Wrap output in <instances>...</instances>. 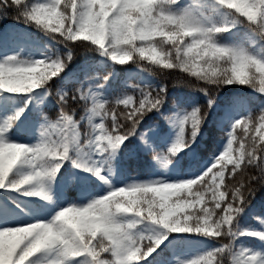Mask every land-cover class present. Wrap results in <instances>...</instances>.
<instances>
[{"label":"clouds","instance_id":"obj_1","mask_svg":"<svg viewBox=\"0 0 264 264\" xmlns=\"http://www.w3.org/2000/svg\"><path fill=\"white\" fill-rule=\"evenodd\" d=\"M178 4L179 0H80L78 5L77 0H54L53 6L37 5L33 0H3L0 9L5 6L13 8L14 19L38 28L53 41L64 45L67 51L62 56L54 51L49 56L53 59H34L23 55L22 51L5 57L8 70L0 63V90L30 93L41 86H48L52 76L59 74L74 59L78 48L100 52L113 61H131L153 75L163 71L155 68V64L167 68L195 64L202 77L206 78L209 89L215 90L217 85L220 89L226 81L244 84L250 77L251 86L259 90L264 85V59L242 46L219 42V36L238 23L264 40V0H218L219 16L215 20L185 15L183 11L176 10ZM3 18L0 16V19ZM186 36L192 39L186 41ZM61 57L63 60L58 63ZM121 57L128 59L122 60ZM105 104L107 101H98L90 106V110L98 115ZM211 106L208 103L195 107L203 109L201 125ZM104 114L107 115V112ZM121 115L124 113L121 112ZM261 116H264V108H261ZM245 120L246 117H241L237 125ZM79 123L68 116L64 125L68 131L56 130V139L49 133L44 139V147L38 151L39 141L36 145L15 140L7 142L12 149L8 157L22 158L23 164L31 165V153L37 151L41 175L31 185V195L54 202L53 185L62 166V162L56 159L58 156L72 159L74 165L87 168L111 185L107 176H100L102 166L98 167L96 161L83 150L84 145L79 143ZM89 123L91 121L86 125ZM103 124V120L100 125L93 124L92 130ZM14 126L13 122L11 127ZM180 128L181 132L174 141L175 150L165 153L168 164L195 142L200 130L193 126L192 133L184 136L183 122ZM6 130L7 125H0V132ZM84 133L90 135L89 131ZM102 137L106 143L97 144V148L111 154L114 138L110 139V134L105 136L101 132L95 141H101ZM235 140L236 137H232L229 141L231 150L226 147L221 152L223 164L213 174L209 184L195 192L198 198L195 201L188 199L193 195L191 185L194 181H134L127 186L112 188L104 195L94 196L83 206H65L50 221L37 220L5 231L8 236L27 241L21 264L37 253L41 255L31 260V264H72V258L82 254L84 259L78 264H137L158 247L155 241L161 232L165 235L187 232L223 237L220 240L223 247L210 261L200 256L193 257L199 264H264V249L237 244L239 237L245 235L264 241V223L257 229L241 222L251 198L264 186V145L255 137H249L247 142L240 139L238 147L234 148ZM95 141L85 140V144ZM60 147L64 148L63 153L58 152ZM72 148L78 153L75 158L68 155ZM258 154L262 156L260 163H257ZM5 163L4 143L0 142V183L4 179L2 170ZM229 164L234 165L231 172H227ZM250 167L256 170L255 174L248 172ZM226 172L230 177L227 183ZM221 185L226 190H222ZM224 200H227L224 212H218ZM178 203L194 207L204 203L206 206L189 215L184 209L175 207ZM149 239L154 242L149 244ZM4 241L5 232H0V264H8L3 255ZM185 264L191 262L186 261Z\"/></svg>","mask_w":264,"mask_h":264},{"label":"trees","instance_id":"obj_2","mask_svg":"<svg viewBox=\"0 0 264 264\" xmlns=\"http://www.w3.org/2000/svg\"><path fill=\"white\" fill-rule=\"evenodd\" d=\"M2 2L3 0H0V3ZM33 2H44V0H33ZM184 9H188L191 14L202 18L215 20L218 17L217 12L210 7H206L203 11H199L197 8L193 7L190 2L179 0L176 10L183 11ZM13 11V8L9 6L0 9V16H4L3 19H0V42L6 40L7 26L10 24H23L30 27L33 31L46 36L33 25L26 24L22 20L14 19L12 17ZM5 12H7L8 15H4ZM245 31L246 27L237 23L230 31H225L220 34L219 42L242 46L252 54H255L258 58L264 59V51L260 49L261 47L258 48L248 42V38L245 36ZM157 39L159 38L157 37ZM184 39L188 40L189 37L186 36ZM57 51L64 53L67 50L64 45L58 43ZM106 56L107 55L100 52L87 51L79 48L76 49L74 59L62 70L56 78L55 83L51 82L52 78L49 80V85L52 89V91L49 92L50 103L38 110L29 112L30 120L34 121L35 124L28 123V128L26 130H21L19 128L21 121L17 119L14 128L11 132H8L7 135L11 140L24 142L29 145L36 144L39 141L41 131L46 124L44 115L47 114L48 117L55 118L59 111L56 90L61 87H65V91L69 92L77 87L85 89L90 88L92 91L97 92L103 99L113 100V102L107 107L116 108L117 106L114 103V98L121 97L126 93L132 94L133 92H136L137 89L133 87L134 85L155 88H160L166 85L167 92L162 107L158 111L152 110L148 112L141 121L140 128L138 129V132L140 133L149 128H158L157 133L151 134V137L149 138V148L147 151L143 152L137 146L139 134L130 136L125 140L124 145L122 146L118 161L121 175L125 176L130 183L134 181H156L154 179V172L164 161L154 158L153 153L167 152L174 143L180 127L179 121L176 117H173L174 122L167 119V117L172 114L183 115L193 107L207 105L210 94L201 90L205 82L201 81L199 77L195 75L200 69L194 68L193 71L188 72L183 68H167L164 65L155 64V68L163 69V71L157 72L154 75L150 73L155 77L154 82H144L141 81L137 75H127V70L129 68L137 66L131 61L126 63H113L112 65L105 64L101 66L100 61ZM142 70L149 73L144 69ZM68 72L71 74V78L65 81L64 74ZM105 76H108L107 81L104 79ZM49 85L47 86L48 90ZM136 95L138 96V93H136ZM213 95L215 96V101L208 110L207 118L200 126L195 142L191 145V148L183 149L173 159L179 160L180 164L181 175L178 180L195 179L196 177L201 176L213 165L215 157L219 156L226 148L230 139L228 133L232 130L234 121L252 113L254 123L257 124L261 116V108H264V93L253 89L247 84H241L238 82L224 84L220 87L218 92H213ZM238 95L254 96L250 101V107L248 109L245 107L239 109L234 108V100ZM90 106V102L85 105L83 101L69 99L65 105V110L69 111L70 114H75L78 119L79 116L84 115L86 108ZM117 111H123V106H119ZM12 115H14V112H12ZM106 124L110 126V120L106 121ZM81 130H89L86 122H84V126ZM235 136L236 140L233 143L234 148L238 147L240 139H244L247 142L249 137H255V130H253L252 124L248 125L247 130L238 127ZM132 147H134L133 150H131ZM96 149L97 147L94 145L86 146L85 152L90 155ZM189 150L193 151L192 156L188 154ZM77 155L78 153L75 148L70 149V157L75 158ZM205 161H209L206 169L203 170V173L196 175L195 171L201 170L203 162ZM68 165L69 167H67ZM217 168H219V165H217ZM74 170L72 159L65 158V164L57 173L58 181L54 191V202L58 207L68 206L70 204H76L78 206L85 205L94 196L104 195L112 188L121 187H116L112 184L109 185L108 182L97 178L95 175L91 176L85 182L73 181L71 183H65L64 179L66 176ZM248 172L250 174H255L256 170L250 167ZM11 175L16 178L22 174L14 170ZM229 179L230 177L226 173L225 182L227 183ZM193 187L195 188V186ZM196 190L198 191L199 189ZM222 190L226 189L222 187ZM28 198L34 200L38 205V201L32 199V195L29 196L10 188H0V201L6 202L11 207H21L22 205L20 201ZM205 200L207 201V196L205 197ZM205 206L206 204L202 203L195 207L186 208L185 211H187L189 215H192ZM251 207H256L253 216L254 218L261 217L264 214V186L260 187L255 196L251 198V203L248 208ZM247 209H245V212ZM47 215L50 216L51 214L48 213ZM52 217L53 216L49 217L50 220ZM200 235L201 234L198 233L179 232V239L174 247H171L168 243L159 246L147 257V259L139 261V264H178L179 260H190L193 257H197L200 254L215 249L219 246L220 240L224 239L223 237H211L216 246L213 245L210 249L200 251L193 256L185 255L184 239Z\"/></svg>","mask_w":264,"mask_h":264},{"label":"snow or ice","instance_id":"obj_3","mask_svg":"<svg viewBox=\"0 0 264 264\" xmlns=\"http://www.w3.org/2000/svg\"><path fill=\"white\" fill-rule=\"evenodd\" d=\"M36 3H37V5H39V4H52L54 6V0H44V2H36ZM79 3H80V0H77L78 5H79ZM183 12L185 13V15L191 14L188 9H184ZM234 26H235V24L228 27L226 29V31H230L231 28ZM81 35H83V33H81ZM191 39H192V37H189L188 40H191ZM188 40H186V41H188ZM8 59H10V58H8ZM45 59H53V57H49L46 55ZM120 59L127 60L128 58L127 57H121ZM62 60H63V57H61L60 60H58V63ZM0 63H3L5 70H8V64H7L6 58H3L2 60H0ZM178 68H183L188 72L193 71L194 68L199 69L197 66H195V64H193L192 66H189L186 64V65H182ZM62 69H64V68H62ZM61 72H62V70L59 72V74ZM59 74H55L52 76V80H51L52 83H55V80L59 76ZM195 75H197L201 81L205 82V84L201 90L204 91L205 93L210 94V98H209L208 103L212 105L213 104V97H215L213 95V92L219 91V85L216 86L215 90L209 89L208 85H207L206 78L202 77V75H201V70L197 71L195 73ZM104 79H105V81H107L108 76H105ZM233 82H235V81H226L224 84H229V83H233ZM244 84L251 86L250 78L246 79L244 81ZM133 87L137 89L136 92H133L132 94L126 93L121 97L114 98V103L117 106L116 108L107 107L110 103L113 102V100L103 99L97 92L92 91L90 88L85 89L82 87H77V88L72 89L71 92L64 91L62 89H57L56 95H57V103L59 105V111L56 114L55 118H50L47 116V114L44 115V119L46 120V124L44 125V127L41 131V136L39 139V145H38L37 151L39 150V148L44 147V139L47 138L49 133H51L53 139H56L57 138L56 137V130L63 129L64 132L68 131V129L64 127L68 116L72 117L73 122L80 121V123L78 125V127L80 129L83 128L84 122L91 121V123L88 124V129H89L88 131H89L90 135H85L84 131L81 130L79 143L81 145H84V149H83L84 151H85L86 146H93L94 145L97 147V144H99V143H106V141H104L103 137H102L101 141H95V137L97 135H99L101 132H104L105 136H108L110 134V137H109L110 139L114 138V142L112 145L113 151H111V154L109 152H105V156L108 160L109 165H110L111 158L115 154V150H117L128 137L139 134L140 139L143 140L147 144L148 140L146 139L145 134L139 133L138 129L140 128L141 121L144 119L145 115H147L148 112H150L152 110L158 111L162 107L163 102L165 100L166 92H167V86L165 85V86H162L160 88H155V87H149V86L134 85ZM252 88L255 90H258L255 87H252ZM51 91H52V89H51V86L49 85V92H51ZM258 91L261 93H264V85H261L260 89ZM136 93H138V96L136 95ZM69 99H72L74 101L75 100L83 101L85 103V105H87L90 102L91 106L95 105L96 102H98V101H107V104H105L102 108L99 109L100 114H98V115H94L93 112L90 110V107H87L84 115L79 116V118L77 119L75 114H70L69 111L65 110V105L67 104ZM158 100L161 102L157 103ZM121 101H127V103H123ZM142 103H143V106H142ZM119 106H123V111H117V108ZM26 107H27V104H25L24 107L17 109V111L15 112L14 115H12L8 119H6L3 124L8 126V130L0 132V142L4 143V153H5V157H6V163H5V166L2 170L4 179H3V182L0 183V188H5V189L10 188L12 190H17V191L22 192L23 194L31 196V194L29 192V187H31V185L33 183H35L40 178V175H41L40 171H38L40 166H39L37 151H34L33 153H31V155L33 156V160H32V164H31L32 167H31L30 171H28L27 174L20 175L19 177L14 178L11 174L17 168V165L23 164V162H22V158L8 157V153L10 151H12V149H10L7 146V142L12 141L8 137L7 133L12 131V129L14 127H11V125L13 124V122L16 124L17 119L24 113ZM105 111L107 112V115L104 114ZM121 112H123L124 115H121ZM113 114L115 116L114 119H113ZM202 115H203L202 109L197 110L195 107H193L190 111H187L183 115L172 114V115L168 116L167 119H169L170 121H173V117H176V119L179 121V124H181L183 122V124H184L183 135L189 136L192 133L193 126L200 128ZM81 117H83V119H81ZM244 117H246V120L241 122L239 125H237V121H239L240 119H236L234 121V123L232 125V130L228 133L230 139L232 137H236L235 133H236V130L238 127L247 130L248 125L252 124L253 130L257 131V128H258V132L260 133L259 139L261 141H264V139H261V137H264V116H260V121L262 123H260L259 127H257V125L254 123V118L252 116V113H250L249 115L244 116ZM102 120L104 121V124L101 125L100 127L96 128L93 131L92 125L93 124L100 125V122ZM109 120H110V126L108 124H106V121H109ZM97 121H99V122H97ZM105 127H106L107 131H105ZM180 132H181V128L179 127L178 133H180ZM197 134H196V136H197ZM61 135H63V132H61ZM230 139H229V141H230ZM85 140H90V141H95V142H92L90 144H85ZM229 141H228L226 147H229V150H231L232 145L229 144ZM17 142H20V141H17ZM20 143H24V142H20ZM261 144L264 145V142H261ZM34 145H36V144H34ZM188 148H191V146ZM89 150H91V149H89ZM170 150L171 151L175 150L174 149V143L168 149L167 152H154L153 155L156 159L162 160L165 162V153L170 154ZM58 152L63 153L64 148L60 147L58 149ZM68 155H69V153H68ZM57 158H59V159H57L58 162H62L63 159H65L63 156H58ZM261 158H262L261 154H258L257 155V163L261 162ZM218 161H219V163H218ZM72 163H73V161H72ZM244 163L247 164V160H245ZM222 164H223V161L220 160V155H219V156L215 157V162L213 163V165H215V167H213V165H212L201 176H198L195 179H188V181H194V184L191 185V187L193 188V195L191 197H188V199H191L193 201L198 199L197 196L195 195V192L197 191L196 189H199L200 187H203L204 185H208L213 174L216 173V171L218 170L217 165H219V167H220ZM233 167H234V165L229 164L227 167V172H231ZM242 167H243V165H242ZM81 168H84V167H81ZM109 170H111L110 167H109ZM226 173H225V175H226ZM100 176L103 177L105 175H103L101 173ZM253 184H255V182H253ZM193 186H195V188ZM222 187H224V185H221V188ZM226 205H227V200L222 201L221 205H220L219 209H217V211L218 212H224ZM175 207L182 208L185 210L186 208L194 207V206L185 205L183 203H178L177 205H175ZM256 219L259 220V222L261 224L264 223V218L256 217ZM32 223L33 222H27L26 223V222H22L19 220H14L12 218H9L6 213L3 214L2 216H0V232H5L3 255H4L5 260L8 261V264H21V256L23 255V250L25 248L27 241L20 240L17 236H8L7 232L5 230L15 229L19 225H27V224H32ZM166 237H167V235H165L164 232H161L158 234V238L155 241V243L158 244V247L162 243V241L164 239H166ZM148 242H149V244H152L154 241L149 239ZM222 247H223V245L219 243V246L216 247L215 249L210 250L206 253L200 254L199 256L204 257L210 261L211 257L213 255L218 254V250L221 249ZM155 249H154V251H155ZM154 251H152L150 253V255ZM108 254L109 253H105V255H108ZM186 261L191 262V264H199V261L193 260V258H191L190 260H179L178 264H185ZM23 264H31L30 258L25 259L23 261ZM137 264H139V261L137 262Z\"/></svg>","mask_w":264,"mask_h":264},{"label":"rangeland","instance_id":"obj_4","mask_svg":"<svg viewBox=\"0 0 264 264\" xmlns=\"http://www.w3.org/2000/svg\"><path fill=\"white\" fill-rule=\"evenodd\" d=\"M191 3V5L195 8H197L199 11H203L206 7H210L214 9L217 12V15L219 16V9H218V0H186ZM245 36L248 38V42L252 45L262 49L264 51V40H260L256 34L252 33L249 29L246 28ZM57 41H53L50 37L44 36L39 34L36 31H33L30 27H27L23 24L21 25H8L7 26V36L6 40L4 42H0V60L3 58L10 56L13 53L21 52L25 56H31L34 59H41L45 58V56H51L55 52H59V54L62 56L63 53L60 51H57ZM67 50V49H66ZM128 61H124L123 63H126ZM113 63H122L121 61H113L109 56H106L105 58H102L100 61L101 66L105 64L112 65ZM63 70V69H62ZM128 76H139V79L144 82H154L155 77L143 71L140 67H132L127 70ZM71 78V74L68 72L64 74V80L67 81ZM60 89L65 91V87H61ZM254 96H236L234 100V108L239 109L241 107H245L248 109L250 107V101L253 99ZM50 103L49 98V90L47 86H41L40 88H37L33 90L30 93H11L7 92L5 90H0V125L4 123L6 119H8L10 116H12V112L17 111V109L24 107L25 104H27V107L25 108L24 113L18 118L21 122L19 125V128L21 130H26L28 128V123L35 124L34 121L30 120L29 112L35 111L43 106ZM59 109V108H58ZM260 123H262L259 119L257 122V127H259ZM158 128H149L143 132L146 136V139L148 140V143L146 144L143 140L140 139V136L138 137V147L143 152L147 151L149 148V138L151 137V134L157 133ZM41 136V135H40ZM260 133L258 131H255V138L258 142H261L259 139ZM125 142V141H124ZM123 144L115 150L114 156L111 158L110 165L108 163V160L106 159L105 152L101 151L99 148H97L94 152L90 154L91 158L96 161V164L98 167L102 166V174L108 177V180L111 181L112 185L118 186H127L130 184L129 181H127L125 176H122L119 171V158L121 154V149ZM134 147H132L131 150H133ZM113 151V150H110ZM189 155H193V151H188ZM59 159V158H56ZM209 161L203 162V167L201 170L195 171L196 175H199L200 173H203L204 169L207 167V163ZM65 164V159L62 161V166ZM61 166V168H62ZM72 166L74 167V171H71L66 178L64 179L65 183H71L73 181L76 182H85L87 181L91 176L95 175L94 172L89 171L87 168H81L77 167L72 163ZM32 165L29 164H20L17 165L16 171L20 172L21 174L26 173L30 171ZM69 167V165L67 166ZM109 167L111 170H109ZM60 168V169H61ZM59 169V170H60ZM181 175L180 170V164L179 160H173L172 163L168 164L166 162H163V164L156 169L154 172V179L155 180H164V181H178V178ZM97 178L101 179L99 176L95 175ZM57 174L55 177V182L53 185V193L57 186ZM32 199H36L38 201V205L34 202V200L31 199H24L21 200V207H11L6 202L0 201V216L3 214H7L9 218H12L14 220H19L22 222H34L37 220L42 221H50V216H54L57 211H59L61 208L65 207H58L55 202H49L45 201L40 197L32 195ZM84 205V204H83ZM80 205V206H83ZM256 207L248 208L245 213L242 214L241 222L244 225H250L254 228H261L262 225L254 218ZM51 214L50 216L47 214ZM49 216V217H48ZM264 218V214L260 217ZM179 232H172L167 235L166 239L162 241V243L159 246H163L164 244L170 245L171 247H174L176 242L178 241ZM185 244V255L187 256H193L197 254L200 251H205L207 249H210L211 247L216 246L214 244L212 238L209 236H196V237H187L184 239ZM238 245H243L245 247H249L251 249H264V241H261L258 237L254 236H241L239 237L237 241ZM40 253H37L36 256H40ZM36 256L31 257L30 260L36 259ZM84 259V256L82 254L81 257H75L72 258V264H78L79 261Z\"/></svg>","mask_w":264,"mask_h":264}]
</instances>
